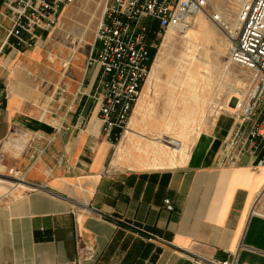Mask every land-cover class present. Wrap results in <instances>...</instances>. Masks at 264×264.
Returning a JSON list of instances; mask_svg holds the SVG:
<instances>
[{
	"label": "crops",
	"instance_id": "0c3cea01",
	"mask_svg": "<svg viewBox=\"0 0 264 264\" xmlns=\"http://www.w3.org/2000/svg\"><path fill=\"white\" fill-rule=\"evenodd\" d=\"M5 1L0 47L13 26ZM47 38L25 47L10 37L0 49V264H204L233 254L264 264V165L241 153L213 161L234 116L218 117L181 165L117 161L98 116L101 68L88 63L98 46L82 64L50 52Z\"/></svg>",
	"mask_w": 264,
	"mask_h": 264
},
{
	"label": "built area",
	"instance_id": "2783aa9c",
	"mask_svg": "<svg viewBox=\"0 0 264 264\" xmlns=\"http://www.w3.org/2000/svg\"><path fill=\"white\" fill-rule=\"evenodd\" d=\"M73 1L6 0L4 5L12 14L13 26L0 49L10 37L14 38L16 46H34L40 36L37 31L52 30L62 9ZM204 3V0H105L92 43L93 47L98 46L97 54L89 57L88 63L95 61L101 68L97 80L98 116L103 133L113 144L125 131L148 75L150 52L156 47L155 40L149 38L153 27L158 33L177 28L198 13ZM213 20L233 38L228 49L230 61L252 73L247 87L235 99L227 146L223 153L214 154L216 163L234 164L241 153L253 157L255 166L264 165V0H241L231 23L218 13L213 15ZM15 174L16 171L10 169L7 177ZM164 203L167 209L172 208L168 199ZM83 210L102 216L91 205ZM204 264L239 262L233 254Z\"/></svg>",
	"mask_w": 264,
	"mask_h": 264
},
{
	"label": "rangeland",
	"instance_id": "374dc122",
	"mask_svg": "<svg viewBox=\"0 0 264 264\" xmlns=\"http://www.w3.org/2000/svg\"><path fill=\"white\" fill-rule=\"evenodd\" d=\"M204 1L202 9L177 28L158 33L157 28L153 27L154 31L149 38L155 40L156 47L153 49L150 67L158 54L162 59L160 71L144 105L143 118L141 119L140 114L141 120L138 118L139 122L132 127L136 132L131 136L129 152H121L116 157L117 161L127 159L130 163H149L154 160L149 149L140 151L138 148L148 145L159 147L165 140L171 139L186 143L190 154L192 147L198 143L195 140L199 131L201 136L205 137V133L211 134L214 131L218 117L227 123L234 116L233 106L236 98L233 95L238 97L243 93L252 73L249 69L230 61V38L213 20V15L218 13L225 21L232 22L241 0ZM103 7L104 0H74L67 4L54 28L48 31L46 48L63 59L78 56L83 64V55L89 52L93 43ZM202 23L213 29L210 36L201 32ZM52 58L55 59L54 55ZM69 72L71 71L66 74ZM196 116L198 120L195 121ZM184 118H189V121L184 122ZM128 122L129 119L127 126ZM181 125L184 126L183 133H179ZM229 130L217 142L218 147L214 154L217 151L223 153L226 149ZM119 140L113 144L114 151ZM168 146L173 147L171 143H168ZM216 157L213 155L214 163L217 162ZM167 161L165 158V163ZM177 165L181 163L174 166ZM21 190L23 189L16 188L13 193L18 194Z\"/></svg>",
	"mask_w": 264,
	"mask_h": 264
},
{
	"label": "bare ground",
	"instance_id": "6f19581e",
	"mask_svg": "<svg viewBox=\"0 0 264 264\" xmlns=\"http://www.w3.org/2000/svg\"><path fill=\"white\" fill-rule=\"evenodd\" d=\"M241 2V1H240ZM104 3H105V0H104ZM92 5V4H91ZM96 6V5H95ZM89 7V6H88ZM86 9V8H85ZM90 9V8H89ZM91 13V11H90ZM93 13V12H92ZM96 13V11H95ZM75 17V16H74ZM74 21V20H73ZM95 21V20H93ZM78 22V19L77 21ZM231 23V22H230ZM94 24V23H93ZM72 25V24H71ZM77 25H79L77 23ZM85 25V24H84ZM80 27V25H79ZM200 27H201V32L205 33L206 35L210 36L211 33L213 32L209 26H207L205 23H202L200 24ZM74 28V27H72ZM82 28V27H81ZM200 29V28H199ZM78 30V29H77ZM82 30V29H81ZM230 40H229V43H232L233 42V38L230 37ZM165 45V44H164ZM166 46V45H165ZM163 49V48H162ZM161 49V50H162ZM166 49V48H165ZM160 51V50H159ZM165 51V50H164ZM162 57V56H161ZM164 58V57H163ZM160 60H162L160 58V56L157 54L156 57L154 58L153 62H152V65L150 67V70L148 72V75L145 79V82L143 84V87L140 91V95L132 109V114L130 115V118H129V122H128V126L126 127L125 131L123 132L120 140H119V143L117 145V155H119L121 152H129V149H130V143L132 141V135L136 132L133 128L134 126L136 125L137 121H138V118L141 117L140 114H142V117L141 119L143 118V109H144V105L146 103L147 98L150 96V92H151V87L153 85V82H155V80L157 79V76H158V73L160 71ZM164 60V59H163ZM227 65V64H226ZM234 98H236L237 96H234ZM147 106V105H146ZM232 108V106H230ZM185 110V109H184ZM146 112V111H145ZM197 115V114H196ZM208 115V114H207ZM140 119V118H139ZM140 119V120H141ZM179 119V118H178ZM185 119V118H184ZM213 119V118H212ZM195 121L198 120V117L196 116ZM193 120V117H192V120L191 122L194 121ZM189 121V118H186L184 120V122H188ZM139 122V121H138ZM183 124V123H182ZM186 124V123H185ZM130 125V126H129ZM182 126V125H181ZM133 127V128H132ZM183 127L181 128V130H179V133H183ZM200 132V131H199ZM197 133V139L195 140V142L198 140H200L202 138V134L200 133ZM164 136V135H163ZM166 136V135H165ZM161 137V136H160ZM163 138V137H162ZM164 141V140H163ZM154 142L157 143L156 140H154ZM168 143H171L173 145V147H170L168 146ZM205 141H203L200 145H202V148H203V145H204ZM199 145V144H197ZM196 145V146H197ZM199 145V147H200ZM206 145H204L205 147ZM188 146L186 145V143L184 144V142H180L178 140H174V139H171V140H165L164 143H162V146L160 145L159 147H156L154 145H148L146 147H139L138 149L140 151H144V150H147L149 149V152L152 154V156H154V160L151 161V162H144V163H138V166H151V167H164L166 164L168 167H172L174 166L175 164L177 163H186L187 161H190L191 160V157H189V153H188ZM187 148V149H186ZM198 149V148H197ZM196 149V150H197ZM202 152V151H201ZM205 152V151H204ZM197 153V152H196ZM199 153V152H198ZM201 155V153H199ZM164 157V159H159L161 157ZM165 158L168 160L167 163H165ZM148 160V159H147ZM140 161V160H139ZM133 165V164H132ZM134 166V165H133ZM6 179L4 178H1L0 177V182H5Z\"/></svg>",
	"mask_w": 264,
	"mask_h": 264
},
{
	"label": "trees",
	"instance_id": "16d2710c",
	"mask_svg": "<svg viewBox=\"0 0 264 264\" xmlns=\"http://www.w3.org/2000/svg\"><path fill=\"white\" fill-rule=\"evenodd\" d=\"M152 54H153V49H152L151 52H150V60H151V58H152Z\"/></svg>",
	"mask_w": 264,
	"mask_h": 264
}]
</instances>
